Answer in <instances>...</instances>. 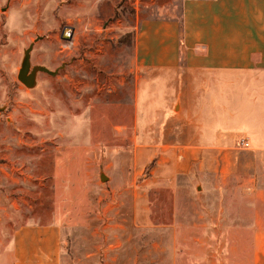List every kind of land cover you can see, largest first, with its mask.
I'll return each mask as SVG.
<instances>
[{
    "label": "rangeland",
    "instance_id": "374dc122",
    "mask_svg": "<svg viewBox=\"0 0 264 264\" xmlns=\"http://www.w3.org/2000/svg\"><path fill=\"white\" fill-rule=\"evenodd\" d=\"M183 1L0 0V251L16 228L57 222L63 264H264V155L231 152L177 189L171 152L135 151L139 22L178 18ZM31 47V70L54 74L27 87ZM140 192L152 229L132 223ZM176 208L187 230L170 228Z\"/></svg>",
    "mask_w": 264,
    "mask_h": 264
},
{
    "label": "crops",
    "instance_id": "0c3cea01",
    "mask_svg": "<svg viewBox=\"0 0 264 264\" xmlns=\"http://www.w3.org/2000/svg\"><path fill=\"white\" fill-rule=\"evenodd\" d=\"M134 53L147 75L135 151L151 161L171 152L164 177L177 189L183 178L205 182L211 167L235 165L231 152L264 155V0H184L178 18L139 22ZM181 214L171 229H188ZM132 223L155 227L141 192ZM62 235L57 222L16 228L0 264H63Z\"/></svg>",
    "mask_w": 264,
    "mask_h": 264
},
{
    "label": "water",
    "instance_id": "95a60500",
    "mask_svg": "<svg viewBox=\"0 0 264 264\" xmlns=\"http://www.w3.org/2000/svg\"><path fill=\"white\" fill-rule=\"evenodd\" d=\"M73 28H70V38H72L73 36ZM31 51H32V47L29 48L26 52H25V62L23 65L22 70L19 73V80L24 83L27 87H33L35 80H36V75L39 72H45V73H49V74H54L53 72H51L49 69L43 67V66H35L32 70H31V62H30V56H31Z\"/></svg>",
    "mask_w": 264,
    "mask_h": 264
},
{
    "label": "built area",
    "instance_id": "2783aa9c",
    "mask_svg": "<svg viewBox=\"0 0 264 264\" xmlns=\"http://www.w3.org/2000/svg\"><path fill=\"white\" fill-rule=\"evenodd\" d=\"M242 145H244L245 147L249 146V144L247 142H244V141H242Z\"/></svg>",
    "mask_w": 264,
    "mask_h": 264
}]
</instances>
